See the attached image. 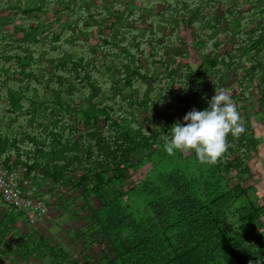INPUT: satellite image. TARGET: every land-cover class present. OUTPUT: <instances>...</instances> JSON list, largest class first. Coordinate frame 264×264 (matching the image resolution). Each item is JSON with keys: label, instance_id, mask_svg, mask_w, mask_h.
Wrapping results in <instances>:
<instances>
[{"label": "trees", "instance_id": "trees-1", "mask_svg": "<svg viewBox=\"0 0 264 264\" xmlns=\"http://www.w3.org/2000/svg\"><path fill=\"white\" fill-rule=\"evenodd\" d=\"M0 12V163L24 168L49 209L72 192L85 220L76 257L0 198V264H264L250 167L263 142L264 0H0ZM223 88L245 132L215 164L167 154L171 127ZM240 198L246 234L228 219Z\"/></svg>", "mask_w": 264, "mask_h": 264}, {"label": "rangeland", "instance_id": "rangeland-1", "mask_svg": "<svg viewBox=\"0 0 264 264\" xmlns=\"http://www.w3.org/2000/svg\"><path fill=\"white\" fill-rule=\"evenodd\" d=\"M220 12H217V15ZM4 13L0 12V16ZM179 35L184 40L186 44V50L188 53V59L184 63H188L193 68H196L199 65V59L192 48L193 37L189 28L181 27L179 30ZM180 61V60H179ZM229 94V91L225 88L222 89ZM221 91V90H219ZM214 92L211 94V98L214 96ZM230 95V94H229ZM254 131L262 139V143L259 146V151L256 156L253 157L250 162L251 172L254 174V183L253 187L256 189L257 196L260 198L264 196V123L254 122ZM186 154L185 156H187ZM149 170V167H143L139 170V173L131 175V181L135 179H141L143 175ZM245 186H248L246 183ZM61 192H65L66 197L63 201L56 200V195ZM53 195V201H56L58 205L48 208L46 216L37 222L38 230L43 233L47 239L50 241V244H57L58 246L68 250L70 254H73L77 257L78 254H81L82 245L84 242V236H82V228L85 224L84 212L79 209L78 203H80V198H77L76 195H73L72 192L62 190L60 192H55ZM82 202L80 203V205ZM244 206H247L245 200L242 198L236 200L232 203L231 209L228 214V219L236 225V229L243 234L248 233L249 227L247 224L242 223L240 225L235 222L238 219V211ZM72 210L75 213L72 215ZM103 248V245L96 244L92 245V254L94 256H99Z\"/></svg>", "mask_w": 264, "mask_h": 264}, {"label": "clouds", "instance_id": "clouds-1", "mask_svg": "<svg viewBox=\"0 0 264 264\" xmlns=\"http://www.w3.org/2000/svg\"><path fill=\"white\" fill-rule=\"evenodd\" d=\"M183 120L184 126L174 124L170 137H164V150L169 155L194 152L202 164H215L228 148L227 137L238 138L245 132L234 102L223 90L215 91L207 109H193Z\"/></svg>", "mask_w": 264, "mask_h": 264}, {"label": "built area", "instance_id": "built-area-1", "mask_svg": "<svg viewBox=\"0 0 264 264\" xmlns=\"http://www.w3.org/2000/svg\"><path fill=\"white\" fill-rule=\"evenodd\" d=\"M25 171L21 167L9 171L0 163V198L25 213L36 224L46 216L48 207L42 199L36 197L38 189L32 182L23 179Z\"/></svg>", "mask_w": 264, "mask_h": 264}]
</instances>
